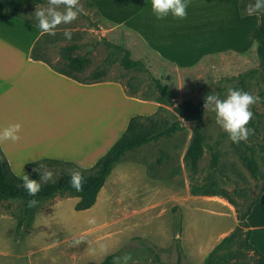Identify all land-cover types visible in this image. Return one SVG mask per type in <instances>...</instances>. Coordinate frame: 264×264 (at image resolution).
Masks as SVG:
<instances>
[{"label": "crops", "instance_id": "1", "mask_svg": "<svg viewBox=\"0 0 264 264\" xmlns=\"http://www.w3.org/2000/svg\"><path fill=\"white\" fill-rule=\"evenodd\" d=\"M88 2L106 24L130 31L155 57L177 68L227 49L218 46L228 41L210 44L213 39L228 36L232 42L241 27L252 36L259 25L250 18L259 15L240 14L238 0H189L185 18L160 20L151 0ZM43 33L36 23L0 12V130L21 125L20 139L0 141V148L15 174L41 158L89 168L132 116L151 115L162 105L125 93L117 81L78 80L33 57ZM10 217L7 209L0 211V219ZM177 220L183 264H205L238 224L228 198L193 193L186 183L154 174L143 157L125 156L95 195L59 190L30 207L20 226L23 256L27 264H99L136 240L170 251ZM246 221L249 242L264 256V190Z\"/></svg>", "mask_w": 264, "mask_h": 264}, {"label": "rangeland", "instance_id": "2", "mask_svg": "<svg viewBox=\"0 0 264 264\" xmlns=\"http://www.w3.org/2000/svg\"><path fill=\"white\" fill-rule=\"evenodd\" d=\"M255 0H238L241 15L248 14L247 7ZM80 14L67 25H58L55 34L43 33L34 47V55L45 60L53 68L68 73L82 81L113 80L119 82L125 93L160 102L162 105L150 118H141L143 127L149 128L152 121L159 127L177 122L180 119L176 105L190 99L201 104L202 116L199 121L182 122L175 132L164 134L148 142L126 156L143 157L151 171L161 177L186 183L192 192L218 193L228 198L236 208L243 210L264 188V69L256 54V46L247 28L235 31L230 38L219 37L210 41L221 44L228 41L227 48L215 55L202 58L189 68H177L165 62L149 50L133 33L121 27L106 24L88 0H78ZM53 7L48 0H36L28 3L18 15L38 24L36 9ZM63 10V6H61ZM257 16L259 14H256ZM253 23L259 17H250ZM95 23L99 26L94 28ZM72 33L66 39L64 31ZM239 33V34H238ZM214 41V42H213ZM231 43H235L231 46ZM216 44V45H218ZM114 46H122L130 52L132 59L141 60L143 65L125 68L122 65L124 51ZM138 50H141L137 52ZM69 48V49H68ZM68 56H83L85 61L81 69L74 68L68 62ZM169 90L170 95L162 94L156 83ZM230 89H241L259 101L250 105L253 113L247 127L251 129L248 138L233 143L215 120V113L204 108L207 95L224 97ZM203 134L202 151L194 167L186 151L193 139L195 130ZM248 147L262 176L255 179L244 156L249 155ZM53 175L59 172L79 173L72 165H54L44 169ZM19 177L25 173H16ZM7 209L10 218L0 219V264H27L23 256L24 248L18 221L21 211L19 200L0 202V211ZM246 228L242 227L241 236H235L229 243L219 246L208 258L210 264H256L258 257L244 245ZM9 244V245H7ZM159 254L164 264H177L179 252L176 246L170 251H159L146 242L136 240L121 250L119 256L130 254L131 260L142 261ZM183 264L181 260L179 262Z\"/></svg>", "mask_w": 264, "mask_h": 264}, {"label": "trees", "instance_id": "3", "mask_svg": "<svg viewBox=\"0 0 264 264\" xmlns=\"http://www.w3.org/2000/svg\"><path fill=\"white\" fill-rule=\"evenodd\" d=\"M36 0H0V12L18 16V11L21 10L28 3L35 2ZM253 41L256 46V54L260 60L261 67L264 69V14H259V25L254 30L252 34ZM120 50L124 51V55L122 56V65L125 68L142 66L143 63L141 60L132 59L130 57V52L128 49L123 48L122 46H114ZM69 49V48H68ZM34 50V47H33ZM32 50L33 57L34 52ZM36 57V56H35ZM85 57L83 56H68V62L76 69H81L83 67V63L85 61ZM57 70V69H56ZM59 71V70H57ZM61 72V71H59ZM66 75H70L68 73L62 72ZM157 87L162 94L170 95L168 89L164 88L159 80L156 79ZM161 106V105H160ZM159 106V107H160ZM176 109L179 112L180 119L177 122H172L169 125L159 127L156 121H152L151 126L149 128L143 127L142 123H140L141 118H150L151 115H135L132 116L124 132L114 141V143L110 146V148L98 158V160L89 168H77L79 175L83 178V184L80 191H74L68 185V181L70 178L69 173L66 172H57L53 175L52 181L48 183H42L41 190L36 194L35 199L38 201L39 199L49 196L56 191L63 190L74 192L77 194L84 195H95L101 186L103 185L105 178L111 167L123 159L127 152L134 150L148 142L154 141L158 139L160 136L168 133L175 132L178 128L181 127L182 122L187 121H199L202 116V109L200 103H195L190 99H184L180 101L176 105ZM203 134L199 129L195 130L193 139L186 151V156L190 158L192 165L195 167L197 165L198 157L202 151V143H203ZM250 151L249 155L244 156V162L247 164L250 169L252 175L255 179H258L262 176L260 169L258 167L257 162L253 157V150L248 147ZM43 164L46 167L40 168V165ZM72 165V163L67 161H62L53 158H41L36 161L30 162L27 164L26 168L30 172V178L39 179L40 172H43L46 168H51L54 165ZM264 188L261 190L260 194L243 210L236 208L238 224L233 230L231 234L225 237L219 244L215 246V248L209 253L205 260V264H210L208 262L209 256L213 254V252L222 244L229 243L235 236H241L242 227L246 228L244 234V245L252 250L255 255L258 257L256 264H264V256L259 252V250L253 246L249 242L250 230L247 229L248 224L246 221L247 216L249 215L251 208L255 203L258 202L260 195ZM198 193V192H193ZM201 194H218V193H210V192H199ZM221 195V194H220ZM19 200L21 204V211L18 226L20 227L23 223L25 215L30 208L28 206V201L33 199L27 193V190L23 187V181L21 177L16 175L9 167L8 161L6 160L1 148H0V200ZM176 237L173 246H176L179 252V260L177 264L183 259L180 243H179V220H177L176 224ZM160 250H158L159 252ZM121 251L111 254L105 258L99 264H114V258L119 257ZM144 261H150L154 264H164L160 261L159 254L155 253L153 258H148ZM183 261V260H182Z\"/></svg>", "mask_w": 264, "mask_h": 264}, {"label": "clouds", "instance_id": "4", "mask_svg": "<svg viewBox=\"0 0 264 264\" xmlns=\"http://www.w3.org/2000/svg\"><path fill=\"white\" fill-rule=\"evenodd\" d=\"M189 0H151V11L156 19H164L171 15L174 18L183 19L187 16V7ZM48 4L53 7L39 8L35 11L38 21V28L48 34H55L58 25H67L76 20L80 14L78 0H48ZM63 6V10H61ZM249 15L264 14V0H255L254 3L247 7ZM66 39H71L72 33L64 31ZM260 97L254 96L241 89H230L228 93L221 97L219 95H207L204 101V108L215 113L216 123L228 133L229 139L233 143H239L248 138L251 129L247 127L248 122L253 116L250 105L258 102ZM21 125L19 123L10 124L0 130V141L11 140L13 142L20 139ZM46 166L41 164L40 168ZM53 174L45 170L40 172L39 179H32L27 174L21 175L23 187L33 199L28 201V206H35L38 201L35 199L36 194L41 190L42 183L52 181ZM83 184V178L79 173L70 175L68 185L74 191H80ZM94 221L90 220L89 223ZM103 249V246H101ZM106 251V249H104ZM130 254L115 257L114 264H129Z\"/></svg>", "mask_w": 264, "mask_h": 264}, {"label": "water", "instance_id": "5", "mask_svg": "<svg viewBox=\"0 0 264 264\" xmlns=\"http://www.w3.org/2000/svg\"><path fill=\"white\" fill-rule=\"evenodd\" d=\"M92 24H93L94 28H98L99 29V26L97 24H95V23H92Z\"/></svg>", "mask_w": 264, "mask_h": 264}]
</instances>
